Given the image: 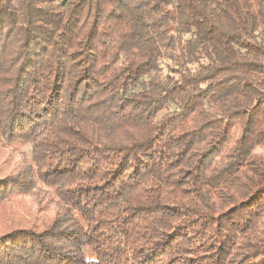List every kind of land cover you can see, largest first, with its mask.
Segmentation results:
<instances>
[{
  "label": "trees",
  "instance_id": "trees-1",
  "mask_svg": "<svg viewBox=\"0 0 264 264\" xmlns=\"http://www.w3.org/2000/svg\"><path fill=\"white\" fill-rule=\"evenodd\" d=\"M182 41L196 67L133 91ZM17 143L0 206L57 200L0 232V264H264V0H0Z\"/></svg>",
  "mask_w": 264,
  "mask_h": 264
},
{
  "label": "rangeland",
  "instance_id": "rangeland-1",
  "mask_svg": "<svg viewBox=\"0 0 264 264\" xmlns=\"http://www.w3.org/2000/svg\"><path fill=\"white\" fill-rule=\"evenodd\" d=\"M189 38V35H183V41ZM178 43L175 50L168 51L164 54L160 61L158 71L154 74L146 75L140 78L139 83L133 91H140L144 88L148 80L152 77L164 79L168 75H173L171 70L183 67V59L180 57L184 42ZM195 68L196 64L184 65ZM170 110L174 109L170 106ZM262 147H257L254 153L260 154ZM30 160V145L29 143H17L11 146L1 147L0 145V178L17 175L22 177L18 167L21 166L22 160ZM17 172V173H16ZM39 199L40 204L33 200L28 195H21L9 187L6 191V198L3 199V204L0 206V232L7 231L11 228L25 227L39 224L44 216L51 219L54 216V207L56 197L52 188L45 187L39 184ZM54 203V204H53ZM38 221V222H37ZM31 228V227H30Z\"/></svg>",
  "mask_w": 264,
  "mask_h": 264
}]
</instances>
